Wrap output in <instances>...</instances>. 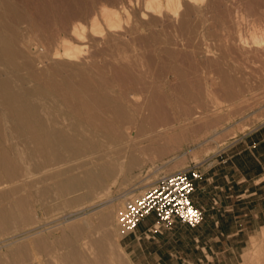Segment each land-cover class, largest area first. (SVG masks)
<instances>
[{
    "label": "rangeland",
    "instance_id": "1",
    "mask_svg": "<svg viewBox=\"0 0 264 264\" xmlns=\"http://www.w3.org/2000/svg\"><path fill=\"white\" fill-rule=\"evenodd\" d=\"M34 1L52 22H57L66 11L74 10L86 26L92 15L103 26L102 9L115 10L122 24L120 32L128 36H123L121 42L111 41L108 39L113 37V32L104 31L98 38L105 39V43L89 44L93 49L106 46L112 51V55L111 52L100 55L99 61L128 66L131 78L126 81L112 78L107 71L111 75L110 93L118 94L130 82L134 87L143 84L147 90L154 85L156 94L165 96L170 116H178L184 104L189 108L197 104L191 110H201L204 117L192 125L204 124L205 128L194 136L177 131L174 150L159 155L153 154L142 139L128 152L111 154L112 174L86 197L82 196L84 188L75 192L79 199L73 204L68 203L70 196H57L51 181L36 182L31 188L29 212L16 215L0 228V264H264V215H241L248 209L235 203L237 197L232 188L226 193L229 195L227 215H217L215 189H196L206 206L202 210L203 220L195 228L178 223L167 228L157 224L154 217H148L126 236H119L116 230V217L126 199L142 194L161 174L191 165L201 166L207 157L216 155L264 121V56L259 53L264 43L262 46L251 43L257 35L264 36V0H186L174 21L163 7L156 13L145 11L146 0ZM136 77L142 82H134ZM45 105L54 114L61 109L58 105ZM68 123L64 120L59 126ZM66 130L70 132L67 125ZM161 136L158 143H163L164 135ZM232 150L227 151L228 156ZM131 156L135 160L131 161ZM79 158H67L63 164L73 165L84 159ZM212 161L211 166L206 163L204 168L200 167L201 173L207 172L198 181L201 187L207 185L204 179L208 174L219 170L218 158ZM37 163L40 159H32L30 167ZM53 167L32 171L31 179L53 171ZM143 179L149 183L141 186ZM214 182L215 179L210 183L216 185ZM42 188L47 193L39 198ZM259 190V195L264 197V188ZM262 199L258 197L256 201ZM256 205L258 210L264 208L260 203ZM110 206L114 213L104 223L102 215ZM76 212L81 214L71 216ZM69 225L80 229L72 244L62 241ZM74 249L78 259L72 256Z\"/></svg>",
    "mask_w": 264,
    "mask_h": 264
},
{
    "label": "bare ground",
    "instance_id": "2",
    "mask_svg": "<svg viewBox=\"0 0 264 264\" xmlns=\"http://www.w3.org/2000/svg\"><path fill=\"white\" fill-rule=\"evenodd\" d=\"M185 2L164 0L161 4L146 0L145 11H160L163 7L169 12V19L174 21ZM101 19L103 26L92 15L86 26L79 20L78 12L69 10L59 16L57 22H52L34 0H0V228L16 215L29 212L31 188L36 182L51 181L57 196H70L68 203L73 204L79 199L75 192L84 188L86 191L82 196L86 197L112 174L111 154L128 152L136 143L146 140L147 148L159 155L174 150L177 131L194 136L205 128L204 124L192 125L204 117L201 110H193L197 104L191 107L192 110L184 104L178 108L181 110L178 116H170L165 107V96L156 94L154 85L147 90L143 84L134 87L130 82L118 94L110 93L111 75L126 81L131 78L128 66H111L99 61L100 55L110 52L112 55V51L106 46L93 49L94 46L89 44L105 43V39L98 38L104 31L113 32V37L108 40L116 42H121L128 34L120 32L122 24L115 10L104 7ZM257 36L251 43L262 46L264 36ZM259 53L263 57L264 48ZM134 82L141 83L142 79L136 77ZM45 104L58 105L61 109L54 114ZM64 120L69 122L66 125L70 132L66 125L59 126ZM161 135H164L163 143H158ZM81 156L84 159L80 162L63 164L67 158L78 160ZM34 158L40 159V163L31 168ZM130 160L135 157L131 156ZM48 167L54 170L31 179L32 171ZM46 193L47 190L42 188L39 198ZM113 213L114 208L110 206L102 215L103 222L107 223ZM80 214L76 212L71 216ZM67 230L62 241L72 244L80 229L69 225ZM262 235L264 237V227ZM72 256L79 258L75 249Z\"/></svg>",
    "mask_w": 264,
    "mask_h": 264
},
{
    "label": "crops",
    "instance_id": "3",
    "mask_svg": "<svg viewBox=\"0 0 264 264\" xmlns=\"http://www.w3.org/2000/svg\"><path fill=\"white\" fill-rule=\"evenodd\" d=\"M232 150V154L227 155L229 149ZM218 158L220 164L219 170L208 174V177L204 179L207 181V185L201 187L198 182L202 175H207V172L201 173V168L207 163L211 166L213 159ZM228 164V165H226ZM204 168V167H203ZM207 167H205L206 169ZM201 177L196 181L195 191L215 189L218 193L217 200V215H227L226 204H227V190L231 188L235 190L237 197V205L240 208L248 209L242 211L241 215H264V208L257 209L258 203L264 205V199L259 202L256 201L259 195V189L264 188V121L255 126L253 129L248 130L246 133L241 135L237 140L232 141L228 146L221 149L216 155L207 157L204 164L198 166ZM215 179L216 185H212L210 182ZM192 193V201L195 205L205 210V204L198 198V195ZM234 203V204H235ZM247 207V208H246ZM222 209V212L220 211ZM242 210V209H240ZM148 218V217H147Z\"/></svg>",
    "mask_w": 264,
    "mask_h": 264
},
{
    "label": "built area",
    "instance_id": "4",
    "mask_svg": "<svg viewBox=\"0 0 264 264\" xmlns=\"http://www.w3.org/2000/svg\"><path fill=\"white\" fill-rule=\"evenodd\" d=\"M200 177L197 165L158 176L142 194L124 202L116 217L119 235L130 234L147 217H154L157 224L167 228L177 223L197 227L203 212L191 196Z\"/></svg>",
    "mask_w": 264,
    "mask_h": 264
}]
</instances>
